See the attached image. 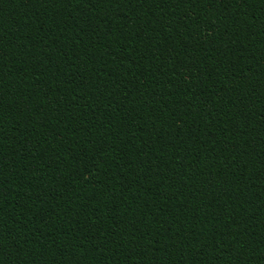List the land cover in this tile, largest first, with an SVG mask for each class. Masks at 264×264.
<instances>
[{"label": "trees", "instance_id": "1", "mask_svg": "<svg viewBox=\"0 0 264 264\" xmlns=\"http://www.w3.org/2000/svg\"><path fill=\"white\" fill-rule=\"evenodd\" d=\"M0 264H264V0H0Z\"/></svg>", "mask_w": 264, "mask_h": 264}]
</instances>
